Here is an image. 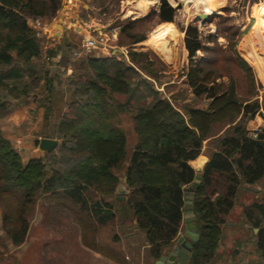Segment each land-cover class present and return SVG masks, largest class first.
I'll list each match as a JSON object with an SVG mask.
<instances>
[{"label":"trees","instance_id":"1","mask_svg":"<svg viewBox=\"0 0 264 264\" xmlns=\"http://www.w3.org/2000/svg\"><path fill=\"white\" fill-rule=\"evenodd\" d=\"M61 4L62 0H0V119L34 101L42 91L49 106L43 135L58 141L46 159L24 163L0 129L1 230L6 240L16 247L26 241L38 202L44 199L50 204L46 218L61 211L72 215L80 225L83 243L96 249L100 228L117 218L108 198L118 187L117 172L124 169L129 188L124 207L146 234L156 262L180 237L185 190L197 177L190 162L201 155L203 143L209 140L216 151L203 168L193 201L200 239L188 264H214L221 228L234 209L240 185L264 180V129L257 138L247 129L257 115L264 119V103L240 104L233 82L225 90L210 80L209 69L195 62L190 64L187 83L197 98L206 95L210 103L207 109L186 106L182 112L142 75L141 71L157 77L148 55L132 50L130 65L121 53L81 56L69 82L72 98L56 116V104L49 98L54 80L33 64L44 52L54 56L64 48L58 40L56 47L44 51L30 22L51 21ZM174 16L175 9L163 0L160 22H173ZM136 24L118 26L121 35L140 43L146 37L132 34ZM185 34L189 59L194 61L197 52L204 50L202 34L192 26ZM68 48L73 49L71 44ZM210 82L213 85L208 87ZM126 113L133 114L137 137L130 154L119 120ZM218 124L228 127L224 136L214 134ZM244 215L254 231L258 229L256 248L264 264V200L248 207Z\"/></svg>","mask_w":264,"mask_h":264},{"label":"rangeland","instance_id":"2","mask_svg":"<svg viewBox=\"0 0 264 264\" xmlns=\"http://www.w3.org/2000/svg\"><path fill=\"white\" fill-rule=\"evenodd\" d=\"M162 1L80 0L76 12L71 13L72 19L66 20L67 13L64 12L63 3L67 4V0H62L56 18L51 21L38 19L39 24H35L36 20L30 22L36 31L37 37L43 41L44 51L57 46L56 42L59 38L57 36H60V38L64 36V39L73 48L65 49V44L62 43L60 47L64 49L59 48L56 55L51 56L48 52H44L33 64V67L38 68L40 71L49 72L50 77L54 80L49 98L56 104V116L64 111L65 105L63 104L68 103L72 98L69 82L74 76V64L79 65L81 56L91 54L97 57H111L116 54L107 50H94L91 52L84 50L85 40L90 36L85 35L84 28L81 29L80 24H77V22L83 23L91 19H94V24H100L102 30H105L99 34L108 33L111 36V31L116 30L117 39L110 41L109 45L128 48V55L123 56L127 64H131L129 52L132 50L148 55L149 60L154 63L151 70L157 73V77L153 78L146 72L141 71L142 75L151 80L163 98L170 100L182 112H184L186 106L207 109L210 103L206 95L197 98L194 95L193 88L187 83L190 64L195 62L201 67L209 69L207 73L210 80H215V84L224 87L225 90H228L231 82H233L235 97L240 104L256 101L260 104L264 103V74L259 68L260 65L264 64V46L255 42V40L251 42L255 38L254 33H256L255 28H253L255 22L254 9L264 4V0H210L209 4L206 3V11L209 17L203 23L195 19L197 12L201 11L200 4L196 5V3L202 0H198L196 3L195 0H166L175 9V16L173 22L161 23L158 13ZM84 4L91 6L93 9L85 10ZM81 7L83 11H80ZM135 21H137V24L134 26L136 28L133 29L132 34L146 37V40L140 43H133L126 35H121V27L118 26L119 24L127 25L129 22ZM58 24H62L64 29L58 30ZM164 24H169L174 31L173 35L171 34L174 38L173 47L172 49L169 48L173 52V66L163 62L149 47V39ZM190 26L196 27L202 34L201 42L204 46V50L197 52L194 61L189 59V52L185 45V31ZM93 28H91L92 36L96 37L99 34ZM46 39H49L50 42L48 43ZM253 47L258 56L254 55ZM57 56H60V59ZM257 57L262 58L259 66L254 61L257 60ZM206 84L208 87L213 85L211 82ZM38 93L40 97L16 107L9 116L0 119V129L3 135L10 140L14 148L20 153L24 163H28L35 158H41L39 156L42 155L39 142L45 138L43 128L46 125L45 115L49 106L42 91H38ZM2 96L7 98L5 93ZM132 117L133 114L131 113L119 116L121 128L128 138L129 154L137 141L133 130L134 121ZM250 123V121L247 123V128H249ZM263 126L264 123L260 126L253 124L252 127L250 126L249 131L253 134ZM227 128L223 124H218L214 127V134L224 136ZM212 143L213 141L209 142V140L203 143L201 155L195 161L190 162L194 169L196 164L201 162V168H204L211 154L216 151ZM47 154L42 159H46ZM124 172V169L117 172L119 177L118 187L114 195L108 198L115 208L117 218L115 221L101 227L105 232L103 238H118V242H116L118 248L123 243L125 244L124 252L118 248L113 252L117 261L128 257L131 259L132 264L151 263L154 260L149 253L146 234L137 227L133 214L126 211L124 207L129 192ZM120 186L122 187V193H118ZM263 200L264 180L254 185H248L244 182L240 185L234 209L226 217L225 224L221 228L222 236L214 264H262V257L256 248L258 232L255 233L253 226L247 222L244 211L255 203L263 202ZM49 205L46 200H39L30 222L27 239L21 246L17 247L6 240L5 234L1 230L2 214L0 210V264H46L43 259L45 243L57 246L59 238L62 237L61 246L64 248L73 241V228H80V225L74 221L72 215L66 212L64 214L62 211L53 218H48V216L46 218L45 214ZM123 208L125 209L123 210ZM46 227L49 229H45ZM56 227L66 232L60 234L57 231L50 230V228ZM185 228L184 225L180 236L184 235ZM126 234H130V236L125 238ZM91 241L89 237L88 242ZM84 246L95 250L92 246L85 244ZM34 248L38 249L33 251ZM171 248L167 254L171 251ZM58 259H60L58 256L53 257V261H49L48 264H56Z\"/></svg>","mask_w":264,"mask_h":264},{"label":"crops","instance_id":"3","mask_svg":"<svg viewBox=\"0 0 264 264\" xmlns=\"http://www.w3.org/2000/svg\"><path fill=\"white\" fill-rule=\"evenodd\" d=\"M85 10H92L93 8L91 6H88L86 4L83 5ZM80 21L77 22V24H80L81 29L84 28L85 30V35L92 36L91 28L95 29L96 32L99 34L102 30V26L100 24H94V19H91L90 21L79 23ZM61 26L58 28V26ZM97 25V26H94ZM99 26V27H98ZM98 27V28H97ZM58 30L64 29V26L62 24L57 25ZM59 37L58 40L60 43L65 44V49L67 48L68 41L64 39V36H57ZM62 39V40H61ZM64 39V40H63ZM58 59H60V56H57ZM14 117V116H13ZM249 128L250 126L252 127L253 124L257 125H262L264 123V119L258 115L256 118L252 121H250ZM47 139V138H46ZM40 144V142H39ZM40 151V150H39ZM42 154L41 158L45 157L44 155L47 154V152H41ZM38 158V159H41ZM36 159V158H35ZM202 163V162H201ZM200 163V164H201ZM200 164H196V168H201ZM122 185V184H121ZM124 193V192H123ZM45 229H49L46 227ZM74 239L71 243L67 244L64 248L61 246V242L63 240L62 237L59 238V242L57 246H54V244H44V254H43V259L46 264L49 263V261H53V257L58 256L60 259H58V263L56 264H132V261L130 258L125 257V259H122L121 261H117L114 257V250L118 248L117 243L118 238H112V239H104V229L100 228L99 230V236L97 237V248L95 250H91L87 247L84 246L81 240V229L79 227H74ZM51 231L58 232V233H65L61 228H50ZM101 233V234H100ZM133 235V234H132ZM130 236V234H126L124 237L127 238ZM111 240V241H110ZM176 242V241H175ZM32 247V245L30 244ZM35 246V245H34ZM24 247V246H23ZM125 244L123 243L120 249L121 251H125ZM35 249V250H34ZM32 249L33 251H36L38 248ZM106 252V253H105ZM51 255V256H50ZM2 256V255H1ZM34 256V254H33ZM37 257V256H36ZM35 258V256H34ZM155 261L151 263H141V264H154ZM189 263V262H188Z\"/></svg>","mask_w":264,"mask_h":264},{"label":"water","instance_id":"4","mask_svg":"<svg viewBox=\"0 0 264 264\" xmlns=\"http://www.w3.org/2000/svg\"><path fill=\"white\" fill-rule=\"evenodd\" d=\"M209 16L203 15L202 18L204 21L208 19ZM61 27L60 25L58 28ZM116 52H120L117 49ZM58 145L57 140L53 139H41L39 144V149L41 151L50 153ZM197 172L196 180L185 190V208H184V225L185 233L183 236H180L174 246L171 248V251L162 256L154 264H188L191 259L193 248L199 242V232L196 225V218L193 211V201L195 194L199 189L202 182V172L203 168H195ZM118 193H122V187L118 188ZM124 199V198H121ZM255 232H258V229H255Z\"/></svg>","mask_w":264,"mask_h":264},{"label":"bare ground","instance_id":"5","mask_svg":"<svg viewBox=\"0 0 264 264\" xmlns=\"http://www.w3.org/2000/svg\"><path fill=\"white\" fill-rule=\"evenodd\" d=\"M196 1L198 0H195L194 2L196 3ZM209 2L210 0H202L196 3V5L200 4L201 11L197 12L195 19L201 23L204 22L202 18L203 15L209 16L208 12L206 11L207 8L206 3L209 4ZM253 15H255V22L253 28H255L256 33H254L255 38L252 39L251 42L255 40V42L264 46V4L259 5L256 9H254ZM173 32H174L173 28L169 24H164L161 25L159 30L156 31L149 39L150 49H152L161 58V60L166 64H168L169 66H173V61H172L173 52L170 50L172 49L174 43V38H172L171 36V34L173 35ZM253 53L255 56H258L257 53H255L254 47H253ZM256 59L257 60L254 61L259 66L261 64L262 58L257 57ZM259 68L261 69V72L264 74V64L260 65Z\"/></svg>","mask_w":264,"mask_h":264},{"label":"built area","instance_id":"6","mask_svg":"<svg viewBox=\"0 0 264 264\" xmlns=\"http://www.w3.org/2000/svg\"><path fill=\"white\" fill-rule=\"evenodd\" d=\"M80 4V0H67V4L63 3V9L64 12L66 11V16L65 19L66 20H71V13H75L77 6ZM35 24H39V20L35 21ZM112 37V39H111ZM117 32L116 30H112L111 31V36L108 35V33H104V34H99L96 37L94 36H90L89 38H86L85 40V44H84V50H86V52H91L94 50H99V51H103V50H107L108 52L111 53H121L123 54V56L128 55V48L127 47H118L115 45H109L110 41H114L117 38ZM117 49L120 50V52H116ZM264 129V126L262 128H260V130H257L255 132H253L252 137L253 138H257L258 135L260 133H262V130Z\"/></svg>","mask_w":264,"mask_h":264}]
</instances>
